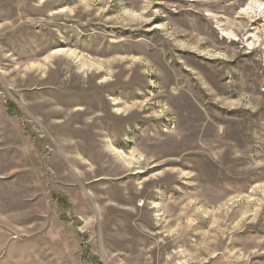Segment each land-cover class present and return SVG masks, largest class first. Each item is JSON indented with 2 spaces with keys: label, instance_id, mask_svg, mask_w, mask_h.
Wrapping results in <instances>:
<instances>
[{
  "label": "rangeland",
  "instance_id": "1",
  "mask_svg": "<svg viewBox=\"0 0 264 264\" xmlns=\"http://www.w3.org/2000/svg\"><path fill=\"white\" fill-rule=\"evenodd\" d=\"M262 6L0 0V264H264Z\"/></svg>",
  "mask_w": 264,
  "mask_h": 264
},
{
  "label": "bare ground",
  "instance_id": "2",
  "mask_svg": "<svg viewBox=\"0 0 264 264\" xmlns=\"http://www.w3.org/2000/svg\"><path fill=\"white\" fill-rule=\"evenodd\" d=\"M260 7H261V6H260ZM262 7H264V6H262ZM263 9H264V8H263ZM120 158H122V160H124V161H126V159H127V158H125V156H122V155H121ZM130 165H132V164H130Z\"/></svg>",
  "mask_w": 264,
  "mask_h": 264
}]
</instances>
